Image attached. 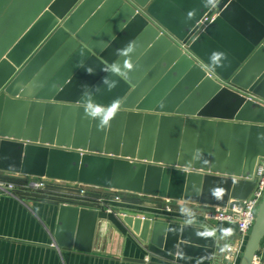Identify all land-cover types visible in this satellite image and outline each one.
<instances>
[{
  "label": "water",
  "instance_id": "obj_1",
  "mask_svg": "<svg viewBox=\"0 0 264 264\" xmlns=\"http://www.w3.org/2000/svg\"><path fill=\"white\" fill-rule=\"evenodd\" d=\"M263 159L264 0H0V172L205 211L248 199ZM258 204L239 264L264 241V192ZM58 209L60 248L90 253L113 232L179 264L221 263L206 225Z\"/></svg>",
  "mask_w": 264,
  "mask_h": 264
},
{
  "label": "crops",
  "instance_id": "obj_2",
  "mask_svg": "<svg viewBox=\"0 0 264 264\" xmlns=\"http://www.w3.org/2000/svg\"><path fill=\"white\" fill-rule=\"evenodd\" d=\"M54 181L59 182L58 185L76 184V187L67 190L51 188L45 190L42 197L22 192L0 193V264H179L151 254L130 234L121 238L113 232H109L104 239L97 236L92 245L89 246L87 241L83 246L90 248V253L58 247L54 234L57 229L59 203L65 201L74 204L116 206L195 222L199 216L194 214L193 205L154 196ZM85 188L92 194L89 192L86 198L80 197L76 189ZM114 196H118L120 200H115ZM167 206H174L169 214L165 209ZM209 228L220 244L216 254L221 256L220 264H223L225 248L237 235L236 226L211 223Z\"/></svg>",
  "mask_w": 264,
  "mask_h": 264
},
{
  "label": "built area",
  "instance_id": "obj_3",
  "mask_svg": "<svg viewBox=\"0 0 264 264\" xmlns=\"http://www.w3.org/2000/svg\"><path fill=\"white\" fill-rule=\"evenodd\" d=\"M216 7H212L211 11L202 17L200 24L206 25L216 18ZM186 48V45L183 44L182 48ZM228 85V83H225ZM255 183L256 189L253 194L246 200L241 201V205L234 206L233 208H214V209H205V211L197 210L198 207L194 206V214L199 218L195 223L201 225L209 226L211 223H226L235 225L237 229V235L235 240L226 246L223 254V264H239L241 259V254L245 248V245L248 240V234L252 229L255 223V212L256 208L259 205V201L264 192V159L261 161V164H258L255 168ZM20 185L15 184H6L3 181H0V193L15 194L18 192L27 193L26 190H23ZM44 186H48L46 183H34L30 184L29 187L35 191ZM30 194V193H29ZM89 193L87 190H80V197L86 198ZM38 197H42L43 194L35 193L33 194ZM45 197V196H44ZM115 200H120L118 196H114ZM90 204V203H89ZM97 206V204H94ZM174 206H167L166 212L169 214L171 208ZM257 256L253 260L252 264H264V241L256 254Z\"/></svg>",
  "mask_w": 264,
  "mask_h": 264
},
{
  "label": "rangeland",
  "instance_id": "obj_4",
  "mask_svg": "<svg viewBox=\"0 0 264 264\" xmlns=\"http://www.w3.org/2000/svg\"><path fill=\"white\" fill-rule=\"evenodd\" d=\"M0 181H3L6 184H15V185H20L23 190H26L27 193H30L31 195L38 193L39 194H44L45 190H51L53 189H58V190H67L68 188H75L76 184H68V185H58L60 184L59 182H56L54 180H48L46 178H41V177H30V176H24V175H11L7 173L0 172ZM34 183H46L49 186H44L42 188H39L38 190L33 191L29 185L34 184ZM75 186V187H74ZM87 188V187H86ZM85 188V189H86ZM84 189V190H85ZM87 192L89 193L90 191L86 189ZM78 193H80V190L76 189ZM91 193V192H90ZM92 194V193H91ZM35 196V195H33Z\"/></svg>",
  "mask_w": 264,
  "mask_h": 264
},
{
  "label": "clouds",
  "instance_id": "obj_5",
  "mask_svg": "<svg viewBox=\"0 0 264 264\" xmlns=\"http://www.w3.org/2000/svg\"><path fill=\"white\" fill-rule=\"evenodd\" d=\"M133 49L131 47L128 48V53H132ZM112 74H115L116 76L122 78V79H127L128 78V72L120 65H114L110 70H109ZM114 86V82L112 85H110V87ZM87 114L90 117H96L98 119V121H102V116H100L99 114L95 113L92 110H89L87 112Z\"/></svg>",
  "mask_w": 264,
  "mask_h": 264
}]
</instances>
